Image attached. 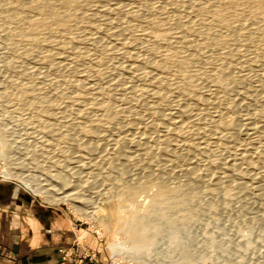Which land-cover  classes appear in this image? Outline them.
<instances>
[{"label": "rangeland", "instance_id": "obj_1", "mask_svg": "<svg viewBox=\"0 0 264 264\" xmlns=\"http://www.w3.org/2000/svg\"><path fill=\"white\" fill-rule=\"evenodd\" d=\"M0 142L93 264H264V0H0Z\"/></svg>", "mask_w": 264, "mask_h": 264}, {"label": "crops", "instance_id": "obj_2", "mask_svg": "<svg viewBox=\"0 0 264 264\" xmlns=\"http://www.w3.org/2000/svg\"><path fill=\"white\" fill-rule=\"evenodd\" d=\"M51 212L0 200V264H73L58 252L72 243L69 226L53 222Z\"/></svg>", "mask_w": 264, "mask_h": 264}, {"label": "bare ground", "instance_id": "obj_3", "mask_svg": "<svg viewBox=\"0 0 264 264\" xmlns=\"http://www.w3.org/2000/svg\"><path fill=\"white\" fill-rule=\"evenodd\" d=\"M46 4V3H45ZM48 5V4H47ZM37 6V5H36ZM8 8V7H7ZM43 8V7H42ZM50 8V6H49ZM48 8V9H49ZM9 9V8H8ZM37 10V9H36ZM45 10V8H44ZM260 13V12H259ZM57 14V13H56ZM59 21V20H58ZM35 27V26H34ZM163 36V35H162ZM170 59V58H169ZM7 156H8V152L7 150L3 147V145L1 144L0 142V163L2 164V170H1V174L3 175L4 178H17L20 180V182L22 183V185L27 188L28 190H30L35 196H40L42 198H44V200L46 199V201H49L50 202H64L66 201V199L70 196L68 194H65L64 191H58L56 193L50 191L49 189L47 188H42L41 186H35L33 184H31L27 177L29 175L27 174H17L15 172H13L9 165H8V162H7ZM242 156V155H241ZM29 178V177H28ZM32 181V180H31ZM33 183V182H32ZM41 185V184H40ZM47 186V185H46ZM166 190V189H165ZM172 192V191H171ZM130 193V191H129ZM132 193H134L132 191ZM162 195V194H161ZM127 196H130V195H127ZM131 198H133V195L131 196ZM160 200V199H159ZM161 205V204H160ZM74 207V206H72ZM120 209V208H118ZM76 210V209H75ZM79 210V209H78ZM77 210V211H78ZM134 214V213H133ZM93 215V213H92ZM85 216V215H84ZM87 216H90L89 214ZM93 218V216H91ZM86 218V217H85ZM141 218V217H140ZM89 219V217H88ZM132 219V218H131ZM118 222L121 223L122 225L124 223H122V219L121 218H118ZM126 224V223H125ZM135 221L133 220L131 223H129V227L132 228V226H135ZM115 253V252H114ZM149 257V256H148ZM144 262L146 264H180V263H175V262H169V261H165V260H161V259H144ZM137 263V262H136Z\"/></svg>", "mask_w": 264, "mask_h": 264}, {"label": "built area", "instance_id": "obj_4", "mask_svg": "<svg viewBox=\"0 0 264 264\" xmlns=\"http://www.w3.org/2000/svg\"><path fill=\"white\" fill-rule=\"evenodd\" d=\"M83 241L80 240H75L74 242H72L70 244V246L67 247H63L60 248L58 250L59 254L61 255V258L65 261H70L72 260L74 264H86L87 261L85 259H87L88 261H91L94 259V255L95 253H90L84 246H83ZM76 244V245H75ZM74 246H76V248L80 249L79 253H76L77 257L73 258V253H74ZM94 252V251H93Z\"/></svg>", "mask_w": 264, "mask_h": 264}]
</instances>
